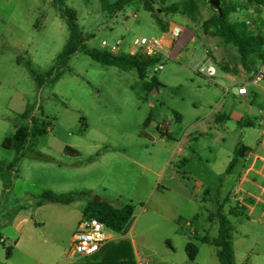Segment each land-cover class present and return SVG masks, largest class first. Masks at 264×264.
<instances>
[{
  "label": "rangeland",
  "instance_id": "1",
  "mask_svg": "<svg viewBox=\"0 0 264 264\" xmlns=\"http://www.w3.org/2000/svg\"><path fill=\"white\" fill-rule=\"evenodd\" d=\"M113 1L65 0L88 36V49L104 50L120 40L118 52H127L136 37L164 35L163 24L171 21L195 35L181 49L172 42L171 54L148 67L142 79L134 69L104 64L83 50L61 63L58 56L69 30L53 0H0V216H10L20 205L36 207L44 190L84 191L86 201L100 197L116 207L133 205L127 238L134 239L138 253L160 264H191L185 247L192 240L201 247L197 261L210 264L209 254L216 246L202 247L186 223L195 222L199 234L216 237L218 221L211 228L207 222L216 201L224 199L227 212L231 206L241 209L231 194L245 158L226 170L238 146L260 147L264 91L258 89L246 100L224 91L231 88L230 74L245 78L247 69L236 46L203 32L202 21L214 13L207 3L192 12L180 8L179 0H153L152 13L145 0H134L114 14L106 8ZM174 4L177 9H166ZM262 7L239 10L230 20L251 21L250 31L264 33ZM103 39L108 46L102 45ZM204 51L218 65L217 83L195 71ZM258 59L253 55L250 68ZM160 63L163 67L155 71ZM234 111L241 119L232 115ZM22 125L31 132L14 162L17 151L5 141ZM35 128L43 132L35 134ZM66 146L79 154H69ZM169 165L182 181L168 183L185 197L164 189L167 182L159 181ZM188 196L199 205L198 216ZM228 217L238 250L236 264H264V218ZM242 237L246 241H240ZM5 251L0 242V258ZM56 258L55 254L49 259Z\"/></svg>",
  "mask_w": 264,
  "mask_h": 264
},
{
  "label": "trees",
  "instance_id": "2",
  "mask_svg": "<svg viewBox=\"0 0 264 264\" xmlns=\"http://www.w3.org/2000/svg\"><path fill=\"white\" fill-rule=\"evenodd\" d=\"M104 1V0H102ZM134 0H115L112 3H106V8L111 13H117L123 10ZM213 9L209 17L202 21L203 32L219 36L224 42L231 43L237 47L240 53L242 65L249 70L253 55H258L259 58L264 55V33L262 31H250L251 23L248 20H230V15L242 9H248L254 6L256 10L261 11V6H264V0H220L221 12L213 6L209 0H205ZM55 5L59 8L61 16L65 18L69 30V37L64 45L63 50L59 54V61L66 64L71 55L79 50L88 52L92 58L107 65H116L122 69H134L140 78L146 77L147 68L155 65L160 61V56H142L126 52L112 53L106 49L87 48L88 36H85L81 27L77 22V13L74 8L66 5L65 0H53ZM192 5V12L196 11L197 3L195 0H186V5ZM153 0H145L144 5L152 13H155ZM178 5L168 6L166 9L175 10ZM163 11V9H161ZM253 24V23H252ZM164 30H167V25L163 24ZM260 36V37H258ZM35 74V72H33ZM51 73H47L50 75ZM40 84L44 83L42 76H37ZM28 107L22 113L26 117ZM35 120V126H36ZM251 124V123H250ZM30 129L27 125H22L16 128L13 137H8L5 144L8 147H14L17 151L15 161L19 159L21 150L26 144ZM35 134H40L42 129L35 128ZM168 135L167 133H162ZM251 148L246 145L238 146L235 149V155L231 159L227 172L238 162L240 157H245ZM65 151L71 155H78V151L66 146ZM3 162L0 160V168ZM14 163L11 164V167ZM84 191H70L66 193H55L49 190H44L40 194L38 200L39 204L46 202L70 203L77 198L83 197ZM230 198V197H227ZM226 201L219 203L216 210L210 213V219H216L219 223V231L216 237L203 235L201 237L193 236L204 243H211L217 247V256L220 264H235V252L233 248V225L228 215L225 213ZM246 208L241 206H231L229 208L230 214H242ZM84 219L97 218L103 222L109 229L116 233H120L123 237L115 240H110L105 243L98 251L93 254L78 257L76 264H136L133 244L129 238L124 236L127 233L128 226L134 216V207L131 204H126L123 207H116L108 200L103 198L86 201L83 209ZM186 251L188 254V261L191 263L195 260L198 254V246L192 241L186 244ZM7 252L10 248H6Z\"/></svg>",
  "mask_w": 264,
  "mask_h": 264
},
{
  "label": "crops",
  "instance_id": "3",
  "mask_svg": "<svg viewBox=\"0 0 264 264\" xmlns=\"http://www.w3.org/2000/svg\"><path fill=\"white\" fill-rule=\"evenodd\" d=\"M115 1V0H114ZM113 1V2H114ZM184 1V2H182ZM180 8L182 7L185 11H192V2L190 5L186 6L182 5V3H186V0H179ZM112 3V2H111ZM197 3V9L203 3H207L205 0H195ZM208 4V3H207ZM163 5H168L167 3H163ZM193 20V18H191ZM252 24L251 21H249ZM173 23L167 24V30L163 32L168 35L170 33V29L173 27ZM179 24V23H176ZM182 27V37L181 42H187L188 39H192L195 35V32L192 31L189 27L184 26L183 24H179ZM192 36V37H191ZM191 37V38H190ZM230 74V73H229ZM232 74L230 77L232 78ZM236 89L235 82L231 79V89L226 93H230V96L238 97L240 100L250 99L255 97L258 94L257 87L253 84L248 85L249 93L246 96L237 95L234 92ZM263 90V89H262ZM264 91V90H263ZM231 115V114H230ZM237 119H241L242 114L234 111L232 114ZM248 124L252 123L250 118L247 119ZM260 142V141H259ZM258 148H251L247 155L244 157L245 161L242 166V172L246 171L247 168L251 170V176L253 177V182L249 183L247 188L249 192H251L256 197L260 198L259 203L253 210L251 214L248 213V210H245L242 214L247 217H252L255 214H258V218H264V147L259 143ZM116 163V161H113ZM112 162V164H113ZM136 162V160H134ZM144 165V163H140ZM73 168H79L78 166H72ZM146 168L147 166L144 165ZM171 165L168 166L167 173H163L160 175V182L163 185L164 189H168L173 191L179 196L185 197V194L182 193L184 191L177 189L174 184H169L170 181H182L181 176L175 169L170 170ZM12 172H15L14 166H12ZM111 170V171H110ZM113 169L107 170V175L111 173ZM165 181V182H164ZM159 182V183H160ZM51 191V190H49ZM55 191V190H54ZM53 191V192H54ZM100 199V197H98ZM190 202H192L193 215L198 216V208L199 205L196 203L195 198L192 196H188ZM222 201L217 200L216 207ZM86 203V199L84 197L77 198L70 203H58V202H46L43 204H39L37 202L36 207L32 208L31 206L20 205L13 214L10 216H4L1 214L0 216V226L2 227L3 234H0V242L3 243L4 249L10 248L4 252L3 256L0 258V264H76L77 258H75L70 251H67L68 243L72 241L73 235L75 231L78 229L80 224L85 220L83 216V209ZM226 208V204L224 209ZM230 208V207H229ZM214 212V211H213ZM225 213L228 215V212L225 210ZM242 214H231V215H242ZM216 220V219H214ZM214 220L210 219V214L207 218L208 227L211 228L214 224ZM192 226L194 228V235L197 237H201L203 235L199 234L197 230V225L195 222L187 221V225ZM234 229V227H233ZM45 236H41V234ZM117 236L115 239H119L123 237L122 234ZM248 236L250 233H245ZM131 235V228H128L127 233L124 236ZM206 235V234H204ZM207 235H209L207 233ZM210 236V235H209ZM212 237V236H210ZM1 239L3 241H1ZM133 244L134 252H137V248L134 242V239H130ZM233 241V238H232ZM242 242L246 241V237H242ZM211 244L202 242V247ZM215 246V245H214ZM233 248L235 252V264L236 258L238 255V250L236 249L235 242L233 241ZM201 252V247L198 249V254L191 264H200L198 260V256ZM57 255L55 261L49 259L53 255ZM65 256V257H63ZM53 261V262H51ZM209 262L210 264H220V261L217 256V247L214 249L213 254H209Z\"/></svg>",
  "mask_w": 264,
  "mask_h": 264
},
{
  "label": "built area",
  "instance_id": "4",
  "mask_svg": "<svg viewBox=\"0 0 264 264\" xmlns=\"http://www.w3.org/2000/svg\"><path fill=\"white\" fill-rule=\"evenodd\" d=\"M262 8V22L264 23V6ZM133 16L136 17L137 13ZM181 37L182 27L179 24L173 23L169 37H167L166 34L156 38H149L146 36L136 37L126 53L142 56H168L171 54L169 48L172 42H177L179 45L181 44L179 49L185 45L186 42H181ZM101 43L104 46H108L109 44L106 39H103ZM120 43L121 41L117 40L116 43L109 46L106 50L112 53H120L118 52ZM162 67L163 64L160 63L157 66H154V70H159ZM195 71L206 77L209 82L217 83L215 78L218 75V65L209 56L207 51H204L203 58L198 60ZM230 79L235 82L237 88L236 93L240 96L248 95L249 84H253L264 90V55L258 59L256 65L247 70L245 78L237 79L236 76H232ZM230 89L231 88L227 87L224 88V91L228 92ZM259 143L264 147V126L261 130ZM249 167L239 176L231 194V198L238 202L239 205L245 207L246 210H248V213L251 214L259 203L260 198L249 192V189L247 188L249 183L253 182ZM116 236V232L109 229L97 218L85 219L73 235L70 252L75 258L93 254L108 241L115 240ZM1 241L3 240L1 239ZM135 261L136 264H160L153 256L138 252L135 253Z\"/></svg>",
  "mask_w": 264,
  "mask_h": 264
},
{
  "label": "water",
  "instance_id": "5",
  "mask_svg": "<svg viewBox=\"0 0 264 264\" xmlns=\"http://www.w3.org/2000/svg\"><path fill=\"white\" fill-rule=\"evenodd\" d=\"M210 1V3L213 5V6H215L219 11H220V15H222V12H221V5H220V0H209ZM170 36V33L167 35V37H169ZM258 37H260V36H258ZM234 92L236 93L237 92V88L236 89H234ZM97 199H99L98 197H95L94 198V200H97Z\"/></svg>",
  "mask_w": 264,
  "mask_h": 264
}]
</instances>
